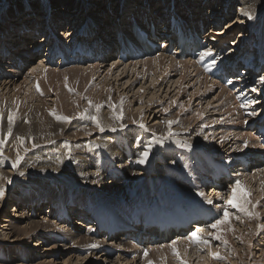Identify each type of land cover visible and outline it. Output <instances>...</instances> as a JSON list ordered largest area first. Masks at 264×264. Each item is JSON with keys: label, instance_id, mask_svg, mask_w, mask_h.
Returning a JSON list of instances; mask_svg holds the SVG:
<instances>
[{"label": "bare ground", "instance_id": "obj_1", "mask_svg": "<svg viewBox=\"0 0 264 264\" xmlns=\"http://www.w3.org/2000/svg\"><path fill=\"white\" fill-rule=\"evenodd\" d=\"M92 1H95V4H93ZM108 1L110 4L112 3L111 1H115V3H119V5H118L117 9L114 11V13H112L113 7H110V6L108 7L111 16L113 17V15L115 14V16H116L115 20L111 21L112 24L105 22L106 28H103V26H102V28H98L99 27V21L101 20V16H103L101 14L103 13V9H105ZM148 1L150 2L151 6H146L147 7L146 10L148 11L147 15H145V13L142 10L144 5H142V7L141 6H139V7L135 6V7L129 8V9H127V11H129L130 14L133 12L134 15L139 18L138 19L139 22H141V20L144 18H149V20H151V22L156 26L157 32L159 30L160 36H162L164 34H168V29H169L168 25L170 24V20H171V16H170V18H168L169 17L168 14H169L170 8H172L171 12H172V14H174L175 10L173 9L174 8L173 5L182 11L183 10L186 11L187 14L182 12L181 15H178L179 13H176L174 15H178L179 16L178 19L179 20L183 19L186 23L193 22L195 24L196 19H197L202 24L203 33L204 34L207 33L208 37L210 35L214 37L211 41L212 42L217 41L218 45L213 46L210 43L211 48L209 46V49H211V54H213L214 52L217 53V55L214 57L217 60L216 63L203 64L204 57L200 58L198 60H196V59H186V60L180 59V60H178V59H175L174 56L168 55L170 53V51L166 48H164L163 50L158 52V54L160 53L159 56L151 58L149 56L145 57L146 56L145 54L148 53L149 51L145 52L141 47H138L140 49V51H139L140 57L139 58H146L142 61H137L133 58H129L127 56L121 55L119 53L118 48L114 44V40H113L112 35H115V32H113L114 30L117 32H123L124 31L125 34L120 35L118 38L120 40V42L118 44L119 48H125V46H126L127 38H125L124 36H128V38L131 39V37H130L131 35L129 33V28H128L129 24H128V22L125 24V21H124L125 15L123 16V13H124L123 8L126 6L124 5L125 2H123V0H101V1L100 0H90L88 2H87V0H82V3L85 6L88 5L90 2H92V4L94 6H90V8L96 7L97 9L90 12L91 13L90 15L88 14L89 16H91L90 17L91 18L90 23H89V29L82 30L81 34L85 38H89L90 35H94L96 37H94L95 38L94 40L91 38L92 40L90 39L87 42H83V43L79 44L77 47H76V45L78 44V42L75 41L76 39H74L75 38V35H74L75 31H73V33H70L71 31L68 28L74 27V26H72L73 25V23H72L73 17H71V16L75 15L77 12L84 10V8L82 9L81 3L79 0H50L51 9H52V11H55V14H54L52 19L44 21V23L42 25H46V28L43 32H39V31L43 30V28L39 29V27L36 26L38 20H41L42 19L41 17L44 16V13H42L40 15V13H41V11H43V9H42L41 3L38 0H0V17H2V18H0V22H3L4 20H8L9 17L11 16V19L8 22L9 25L4 26L2 28V30H0V45H2V50L0 51V86L1 87L5 86V85L9 86V84L14 86L18 82V78L21 77V75H23L26 71H28V69H29L28 66L30 64H32L33 62L39 61V59L41 61L39 63V66L36 69H32V71H29L27 74H25L26 76L29 74H30V76L32 75V77H33V80H31V82L33 81L32 86L29 87L27 85H23V83H24L23 82L22 84L20 83L18 88H16V87H15L16 89L13 88L14 90L10 96L8 95L10 93H8V94L6 93L8 95L7 98L4 96L6 94H4V95L1 94L3 101H0V113L3 114V119L0 120V122L1 123L6 122V123H3V127L6 129L8 127V119L7 118L10 114L14 113L15 115L13 116L12 132L15 133L16 138L20 137L24 141L29 142V143L34 142V141L40 142L41 139L43 140L46 136H48V132H50L51 127H53L52 126V124H53L52 118L48 114L53 113L52 112L53 110H55V112L57 114L60 112V109L64 108V105H63L64 103L58 105V103L60 102L59 97H61L62 94L57 95V97L54 98V100H52V101H54V104H56L53 107V110L52 111H46L45 108L41 107V106L42 105L47 106V104L49 102L47 103L45 101H42L40 99V97L34 96V93H33L32 98H29V93L32 91L31 87H34L33 89L36 90L37 86H42L40 88H43L46 91L49 90L51 87L48 88V85H49L48 80L50 78L52 79L53 76H57V74L54 72L53 69H55V68L58 69V67H60L61 65H62L61 66V69H62L63 66L68 67L71 65L70 63H73L72 66L75 65L77 67V68L74 67V69H76V70L78 69L77 74L80 73L79 76L77 75L78 77H80V81L78 82L80 86L77 84L78 86L76 85L77 86L76 88L81 87L79 89V91L81 89H84L85 94H88L89 92H87L86 86H88V84L90 83V80L95 76L97 71L99 73L100 69H102L104 67L103 64L104 63L107 64L106 63L107 61L110 62L109 60H111L112 62H114L113 66H111L112 68L106 73L107 78L110 76L111 77L113 76V71L116 69V66L118 68V66L122 65V66H124L122 68V70L118 69V70L114 71V73H117V72L121 73L120 75L118 74L116 76V79L119 78L122 74H124L126 72V70H130V72H131V74H133V76L136 75V77H137L136 80L138 79L141 81L144 78L138 77L139 71L137 69L138 66L140 65L143 67V71L145 73L151 75L152 77L154 76V80L157 78L158 79L161 78L160 80L157 81V83L154 85V87L151 86L155 90L158 87H162L164 84L170 82L173 78L179 77L178 82H175V85H176V83L178 85L177 86V88H178L177 96L179 98H184V97L187 98L186 108H191L193 106V104H196L197 109L195 111L196 114L193 115L194 117H188L186 119H183L181 117V115H177L174 118H172L171 121H173V123H172L171 127H169L168 124L161 125L160 122L156 123V124H154V126H155L154 129H155V131H157V133L152 132L151 136H153V139H156V140L161 138V137L163 138L165 136V139L168 141L171 138L173 139L172 142L174 140L181 141L184 144V148L189 153H192V154L194 153V155L197 154V156L200 155L199 151H201V150H197V148L203 149L205 151L204 156L200 159H197V157L194 156V162H193L194 166H193V164H191V167L193 169H198V172L196 174L193 173L192 175H190V173L188 175H184L182 173V178L186 179V182H182L179 179L178 180L175 179L174 175L176 173L173 170H174V168H177L178 164H181L179 158L175 155L177 154V151L181 150V146H179V145L169 146L172 142L171 143L168 142L169 143L168 146L165 144L167 149H165L164 152H162L163 158L159 159V161L161 163H166V164H164L163 167L157 168L154 173L158 176L157 179H161L163 174H166V177H169V175H171L176 182L168 179V182H170L172 184H170V187H171L170 189H167V186H165L167 189V192L165 193L163 200L159 196V197H157V199L155 201V200H153V195L146 193L143 196H141V198L139 200V202L141 204H139V205L138 204H136V206H134V205H131V206H129V205L128 206L116 205L111 212H108V214L104 213L103 215H98L97 213H93L92 210L90 211V207L92 206V203L95 200H97L98 198L97 199L94 198L95 199L94 200L91 197L94 201L93 202L89 201V202H91V206H88L87 205L88 201L83 198L84 196L83 197L81 196L85 202L80 201L81 200V197H80L79 201L77 199L78 202L76 203V205L70 204V206L66 209L61 208L60 209L61 211L56 210L57 207L59 208V206H58L59 203L56 204L57 201H55V199H50L49 201L46 202V204L44 203L43 205L40 203L41 200H37V203H31L29 201L31 204L30 205L28 204V206L26 208H24L23 204L21 203L22 199L17 198L16 201L14 202V204H12L11 209H13V211H12L11 215L9 214V211L7 210L8 212L5 216V218L3 219V221H5V222H3V223H6V225L5 224L4 225H5L7 230L11 231V233H17L20 236H24V237L26 236V237L31 238L33 235L37 236V233L42 228L47 229V227H49V223H46L45 220H43V222H41V221H25V219H28L31 216H36L35 214L38 213L40 215H43V217H46L47 220L50 221L49 216L55 213V217H57V221L60 222L58 224V226H61V228L62 227L66 228V230L62 231L60 234H58V232L56 231L57 232L56 235L60 238L58 240V242L63 243L64 249H67V246L70 243L73 244V242H74V245L72 247H70V248L68 247V250H66L65 253H62V254H66L68 256H72V254L78 255V253H75L77 251H80L83 253L84 251L78 250V248L84 247V246L86 248V246H87L88 250L85 253L90 255V256L93 255L92 250H94V251L99 250V252L101 254L103 252L106 253V256L109 255L110 253H114V255L117 256V259H119L117 264L119 262H122V261L126 262V264H134L135 260L138 257H140V256H138L140 251H138L139 248H137V246L134 243L127 241L128 239H133L135 241L139 240L143 244H147V245H144V248L149 247V246H153V247H151V249H152L151 253H153L154 256L155 255H161L162 253H164L167 256V254L170 255V253H174V249H175V251H178V252H180V254H183L185 257H187L188 256L187 253L189 252L190 247L195 248L196 246H199L200 244H202V242H200V241L202 239L204 240L207 238L204 235V233L210 229V227H208V225L210 223L214 222V220L216 218L223 216L224 209L228 210L227 206L215 207L217 205H221L219 201L226 194L225 188L223 189V187L228 186V187L232 188V190L228 196V199L229 200L232 199L233 195H235L237 202L241 203V205L244 208H246L248 211L252 212L253 215L249 216V215H247V213L245 211H242L239 209L236 214H234V215L230 214L229 215V217L227 218V222H222L221 224H219L217 226L216 229L212 228V231H210L211 236L215 238L216 235H220L222 238L219 240L220 241H227V243H226L227 245H225V243H224V245H225V247L227 246L228 249L227 250L223 249L224 245L221 248V249H223V252L221 251V249L218 251V249H219L218 248L217 254L221 257V259H214L212 254L210 253L211 255H210L209 259H207V262H205V263L218 264L217 260H221L222 261L221 264H251L249 259H250V254L253 252L251 250V248H253L252 247L253 246L252 240L256 237V235L258 234L259 229H260L259 227L256 226V224L259 222V220L261 221L260 218L263 217V215H264V170L259 169V168H263V166H264V150H263L264 146H262V144H261V141H262L263 145H264V131H263V134L260 132L261 131L260 128L264 127V88L262 90H260L261 86L264 87V82H262L264 80V76L262 79H259L257 81L258 76L256 75V73H258V72L251 71L252 72L251 73L247 69H248V67H250L249 66L250 63H252L251 68L255 67L257 70H260V68H263V70H264V51L262 52L261 55H258L259 53H258V51H255V48H250V49L247 48L245 50V52L246 53L249 52V54L252 53L251 56L253 58H252V60L247 61L248 62L247 64L242 65V67H244V68L241 72L243 73V71H246V72H244V74L248 73V75H246V76L244 75L245 77L243 75H239V74L235 75V73H237L239 71L238 66H240V63H241V62H239L241 54H238V52H236V50L229 52L228 55L225 54L224 53L225 50H223V46H224L223 44L225 43V41L224 40L221 41L220 37L216 35V31H219L218 35H221V34L226 35L230 31V29H232V27H229L225 32V30L223 29L225 27H223L221 29L215 28V27H217L216 26L217 24H214V22H218L220 25V22H222L225 19L223 17L227 16L230 11H233L236 8L232 9V7H231L232 5H229L231 7V9L228 6V9L226 10L222 6L223 11H221V13L224 12V14L223 13H222V15L215 14L214 15V21H213V17H211V16L210 17L207 16L206 17L207 19L204 18L203 14L199 11V7H196V5L194 4L195 1H198L200 5L202 4L201 7H203L205 4L207 5V3H209L208 5H210V1H208V0H179L181 2V3L179 2V4H177V0H173L172 1L173 4H171L170 6H166L163 8H161L162 6H159L160 9L158 10L157 13H155V15L153 14V9L155 8V6L153 5V2L156 0H153V2H151V0H148ZM183 2H184V4H183ZM228 3H229V0H228ZM160 4L164 5V4H166V2L164 0H161ZM6 5H8L6 14L2 15L1 13L4 9H6L5 8ZM211 6L212 5H210V7ZM238 6L243 7V8L239 7L240 15L242 14V18H244L243 15H245V17L246 16L249 17V15H250L253 18L259 9H262V7L264 8V0H240ZM27 8H28V10H26ZM226 8H227V6H226ZM161 11H165V13L162 14V13H160ZM192 11H195L198 13V18L193 19L191 17H188V12L192 13ZM139 13H141V14H139ZM13 15H15L16 17L14 18ZM20 15H23V16L20 17ZM163 15H165V16H163ZM166 15H168V17H166ZM12 16H13V18H12ZM32 17L33 18L35 17V19H33V22H32L33 24H30V21H28V23L25 21L26 24H22L23 20H25L27 18L30 19ZM104 20H105V18H104ZM209 20H211L212 25H214L215 27H212L211 25L209 27L207 26V24L210 23ZM238 20H239V18H238ZM58 21H60V23L63 24L62 27H63V30H65V32L61 33V35H59V32H61V31H59L58 33H54L52 30V28L57 30L59 25L56 22H58ZM5 24H7V23H5ZM229 24H228V26H229ZM230 25H232V24H230ZM107 26L108 27L114 26V27H112V29H110L113 31H111L109 33V30H107ZM0 27H2V25H0ZM15 27L19 31L18 33H16L17 35H13V32H11L13 30V28H15ZM262 27L263 26L260 27L258 33L263 36L264 35V28H262ZM29 29H33V33L38 32L37 33L38 38L35 39V40H37V42L34 40L32 41V43H34V44H33V47L31 49H28V47L25 46V44H24V42L29 39V38L25 37V32H27L25 30H29ZM67 29H68V31H66ZM74 29H75V27H74ZM103 29H104V31H102ZM145 29H146L145 26H143V25L140 26L141 31H143ZM205 30H206V32H204ZM255 32L256 31L254 30V33ZM40 33H42V36ZM248 33H250V32H248ZM13 36H14V38L16 37V39H13ZM72 36H73V38L70 41L66 42V40H68ZM107 36L111 39V42H104V43L101 42L102 44L97 45L96 49L92 48V46H95L94 45L95 43L98 44V39H97L98 37L99 38H101V37L107 38ZM260 38H261V36H260ZM41 39L43 41H40ZM23 40H24V42H23ZM163 40L165 41L164 44H159L158 42H156V40L151 38L149 40V43H151L153 45H157L160 48L169 47V44L167 43V41L165 39H163ZM223 41H224V43H223ZM46 42H48V45L45 47L47 55H45V57L42 58V57H40L41 56L40 51H41V49H43L41 47V44L46 43ZM220 42H221V44H219ZM16 43L19 45L20 44H24V45L19 47V46H16ZM250 43H251V41H250ZM256 43H255V46H257ZM144 44L145 43H143V45ZM258 44H259V42H258ZM260 44H261V42H260ZM140 45L141 44L139 42H135V46H140ZM233 45L236 46L237 44H233ZM70 46L71 47L73 46L75 48V50H73V49L70 50ZM195 46H196V44L192 43V44H190V46H187L185 48V51L191 50ZM240 48L241 47H239V49ZM71 51H73V53ZM225 52L228 53L227 51H225ZM223 53H224V55H223ZM12 54L14 56H12ZM22 55H24V56H22ZM109 56H110V58H109ZM94 58H97V59L92 60ZM246 58H247V55L244 56L243 59L246 61ZM127 59H133V60L130 61ZM83 61H85V63L87 62L89 64L87 69L82 67V66H85V63ZM67 62H70V63L67 64ZM94 63H97V64H94ZM125 63H129V65L125 64ZM123 64H125V65H123ZM253 64L255 66H253ZM66 72H67V70H66ZM66 72H64V73L67 75ZM171 73L174 74L173 78H171V76H170ZM65 74H64V76H65ZM127 75H128V73H127ZM64 76H63V79H64ZM140 76H142V75H140ZM69 77H70V75H69ZM144 77H147V75H144ZM56 79H57V77H56ZM70 79H71V77H70ZM222 79L224 81L228 79L227 84H224L225 82H223ZM29 80H30V78H29ZM65 80H67V78ZM154 80H151V84L154 83ZM251 80H254V83ZM74 81H76V80H74ZM129 81H130V79L128 78L127 83ZM256 81H257V83H256ZM58 82L60 83V81H57V84H59ZM73 82H72V84L74 86L75 85L74 83H77V81L74 83ZM53 83H54V81H53ZM173 83H174V81H173ZM255 83H256V85H255ZM68 84H70V83H68ZM124 84H126V83H124ZM185 85H186V87H185ZM221 85H223V86H221ZM61 86H62V83H61ZM131 86H132V84H131ZM5 87H7V86H5ZM104 87L108 88L109 85L104 86ZM104 87H103V89H104ZM53 89H55V88H53ZM62 89L63 88H61L59 90L61 91ZM253 89H256V91H253ZM216 90H219L220 93L218 95L213 96L215 94ZM245 90H248V91H245ZM189 91L191 93H189ZM55 92H58V89ZM255 92H256V94H254ZM40 93L42 96V92H40ZM48 93H50V92H48ZM81 93H79V94H81ZM52 95H53V93H52ZM110 95H111V93H110ZM110 95H109V100L111 97ZM3 96L6 99H4ZM22 96H23V98H22ZM78 96H76V97H78ZM91 96H93V99H95L97 103L103 102V98L105 99V97H106V96L104 97V92L100 91L99 89L96 90L93 93V95H91ZM91 96H90V99L92 100ZM94 96H95V98H94ZM61 98H63V97H61ZM194 98H195V100H194ZM7 99H10L11 102L7 103ZM68 99L71 100L72 102L75 101L73 98L71 99L68 97ZM80 99L81 98H78V100H80ZM109 100H107V102ZM111 100H112V97H111ZM211 100H213V102H211ZM112 101H114V99ZM35 102H37L40 105L37 104L38 106H35L34 105ZM61 102H64V101H61ZM91 102H93V101H91ZM174 102H175V100H174ZM73 103L77 104V107H78L79 102L76 101ZM213 103L216 105L215 108L212 106ZM111 104H113V103H111ZM205 105H206V107L203 109V107ZM116 106L118 107V106H120V104L118 103V105H116ZM172 106L173 105H171V107ZM65 108H66V106H65ZM127 108L128 107H126V109L123 107H120L118 109V111H119L118 114H120V115L126 114ZM75 109H76V107H75ZM77 109H79V108H77ZM114 109H115V107H114ZM70 110L73 111L74 109H69L68 111H70ZM152 110L154 111V109L150 108V111H152ZM112 111H113V109H112ZM73 112H75L74 114H76L77 111L75 110ZM108 112H110V111H108ZM207 113L210 114V117L209 118H207V117L202 118ZM77 114H78V112H77ZM77 114H76V116H77ZM108 114H110V113H108ZM148 114L149 113H145V112L141 111L135 115L130 113V117L134 121H138V118H142V119L144 118V120H145V118L147 117ZM71 115H72V113H71ZM106 115H107V113H106ZM121 116H123V118H124V115H121ZM117 117H120V116H117ZM125 117H126V115H125ZM79 118H81V117H78V119ZM147 118H146V120H147ZM81 119H83V118H81ZM104 119H105V117H104ZM122 119L120 118L119 120H122ZM128 119H129V117H128ZM23 120H24V122H22ZM133 120L132 121L129 120L130 121L128 123L129 126L133 125V123H132ZM116 121H117L116 117L112 116V114H111V117H108L106 120H104L103 124L109 125L108 127H105V128H107L108 131H111V132L113 131L112 133H114V131L117 132L118 131L117 129H119V128H120V130L121 129L123 130L125 124H123L121 122L119 124V122L118 121L116 122ZM81 123L83 124L82 121H81ZM69 124L71 125L72 123H69ZM84 124H86V123H84ZM63 125L65 126L66 124H63ZM86 125H88V124H86ZM93 125H94V121H93ZM67 126H68V123H67ZM75 126H76V124H75ZM78 126H80V125H78ZM173 126H177V128L173 129ZM72 127L73 126H71V128ZM252 127L254 128V130H252V131H246V132L240 131L241 129L245 130V129H249ZM74 128L75 127H73L72 129H74ZM84 128H86V127H84ZM194 128H195V130H194ZM55 129H54V131H55ZM65 129H67L66 126H65ZM125 129H126V126H125ZM67 130H69V129H67ZM81 130H79V131H81ZM93 130L89 134H92ZM95 130L97 131L96 128H95ZM148 130L149 129H147V131ZM86 131H87V128H86ZM124 131H126V130H124ZM118 132H117V135H119ZM170 132L172 133V135H169ZM14 133H13V135H14ZM64 133H66V132L64 131ZM75 133H77V132H75ZM130 133H133V132H130ZM6 134H9V133H6ZM60 134H62V133H60ZM66 134H70V133H66ZM107 134H110V133H107ZM200 136H203L208 141L206 143L201 142L199 140ZM168 137H171V138H168ZM12 138L14 139V136ZM52 138L54 139V137H52ZM85 138H87V137H85ZM99 138H98V140H99ZM117 138H119V137L117 136ZM123 138L124 137H122V139ZM3 139H5V137ZM151 139L152 138L150 137V140ZM240 139L245 141L244 142L245 144H243L242 142L237 144L236 143L237 140L240 141ZM106 140H108V139L105 138V141ZM74 141H76V140H74ZM74 141H73V143H74ZM86 141H88V140L86 139ZM92 141H93V139L91 140V142ZM113 141H114V139H113ZM116 141L119 142V143L116 142L117 144H120V141H122V140H120V141L116 140ZM232 141H234V143H231ZM7 142H8V140H7ZM17 142H19V141H17ZM57 142H58V140L56 141V143ZM62 142L65 143V140L64 141L62 140ZM126 142H128V141H126ZM41 143H42V141H41ZM81 143H82V141H81ZM94 143H95V141H94ZM101 143H102V141H100V144ZM156 143H157V141H156ZM45 144H47V143H45ZM48 144H49V142H48ZM77 144H79V142L76 143V146H77ZM239 144H243V145H239ZM32 145H34V144H32ZM97 145H98V143H97ZM160 145H163V144L161 143ZM205 145H207V147ZM164 146H161V148ZM19 147H21V146H19ZM100 147H101V145H100ZM105 147H106V143H105ZM119 147H121V146H119ZM103 148H104V146H103ZM116 148H117V145H116ZM69 152H71V151H69ZM224 153L227 156L225 158H220L221 156H223ZM254 155H258V158L252 159V158H254V157H252ZM238 156H242V157L238 158ZM151 158H153V157L151 156ZM11 161L12 160H10V162ZM5 162H7V160ZM5 162H3V163H5ZM23 162H24V160H23ZM24 163L27 164L26 161ZM170 164H172V165H170ZM5 165H6V163H5ZM32 165H34V164H32ZM253 165H255V166H253ZM21 166L23 167V165H21ZM169 166L172 167V170H168ZM253 167L257 170H255L254 173H250L251 172L250 168H253ZM33 168H35V167H33ZM44 168H46V167H44ZM25 169H27V168L25 167ZM28 169H30V165H29ZM16 170H14V171H16ZM20 170H19V172H20ZM53 170H54V168H53ZM41 171H43V170L41 169ZM49 171H50V169H49ZM57 171L60 172V170H57ZM23 172H24V170H23ZM23 172H21V173H23ZM55 172H56V170H55ZM58 172L56 173L57 177H58V175L60 176V173H61V172L60 173H58ZM16 173L18 174V172H16ZM46 173H47V171H46ZM50 175L52 176L51 173H50ZM131 176H133V175H131ZM15 177L16 176H14V178ZM2 178H4V177H2ZM2 178H1V180L4 181L5 178H4V180ZM10 178H12V177H10ZM17 178H20V177H17ZM11 180H10V182H11ZM16 180L17 179H15V181ZM46 180L47 179H45V181ZM164 180L167 181V178H165ZM188 180H191L192 182H189ZM2 181H0V188L3 189L4 194L1 198H3L5 193H6L5 189L2 186ZM15 181L13 179V182H15ZM55 181H58V179L52 180V182H55ZM237 181H240L241 183H243V185H240V189H238L235 193H233V189H234L233 186H235ZM251 183H254L256 185V188L258 189L257 195H254L252 189L248 187L251 185ZM192 184H196V188L191 189L190 185H192ZM124 186H126V187H124ZM124 186L123 185L122 186L121 185H115L112 187V189H110L111 190L110 193L113 195L120 194L122 197L123 196L125 197L126 196L125 192H128V191L131 192L132 189H134L136 187V185H134V186L133 185H124ZM101 187H102V185H101ZM174 187H175V190H174ZM95 188L100 189V188H97V186ZM161 188H163V187H161ZM188 188H190L191 191H189ZM207 188H210V189H207ZM216 188H217V190H216ZM9 189H10V187H9ZM222 189H223V191H222ZM209 190H211V191L208 192ZM95 191H97V190H95ZM218 191L219 192L222 191V192L219 193ZM245 192L249 193V195H247V197L244 196ZM68 193H70V192L68 191ZM108 193H109V191H108ZM122 193H124V195ZM51 194H53V193L51 192ZM155 194L160 195V191L156 192ZM17 195H20V194L17 193ZM89 195L90 194H88V196ZM128 195H130V194H128ZM208 195H209V197H208ZM191 197H193V198H191ZM202 198H205V199H202ZM125 199H126V197H125ZM183 199H190V200L187 201V200H183ZM114 200H116V199H114ZM114 200H110L109 202L110 203H117ZM161 200H162L163 204H160ZM194 200H197V201H204L205 200V202H207V204L206 203L203 204L202 202L200 204ZM206 200H210L211 203H208V201H206ZM118 201H120V200H118ZM257 201H259V203L257 205H255L257 203ZM19 202H20V204H19ZM48 202H49V205H47ZM143 202H147V204L144 205ZM37 204H38V206H36ZM39 204H40V206H39ZM260 204L263 206L259 207ZM46 205H47V210H43L41 212L42 206H46ZM94 205L95 204H93V206ZM156 206H157V209L155 208ZM70 208H71V211L69 210ZM93 209H94V207H93ZM195 210H201V213L198 214L197 216H193L192 214H190V212L195 211ZM205 210H207V211H205ZM24 211H26V212H24ZM29 211H31V214ZM22 213H24V214H22ZM164 214H167L168 216L167 215L163 216ZM194 215H196V214H194ZM200 216L202 217V219H204L200 223L201 227H197V226L195 227L194 226V225H196L195 223H193L194 225L183 224V222L191 221V219H193L194 222L198 221L199 219H201ZM231 216H234V217L236 216L235 217L236 220H235V218H232ZM14 218L20 219V221L22 223H18V225H13L15 223ZM160 218H164V219H160ZM143 219H147V222L145 224H143ZM158 220L159 221L163 220V221L159 223V222H157ZM234 220H235V222L236 221L238 222L239 229H237L234 226V224H233ZM256 220L258 222L255 224ZM137 224H139V225H137ZM262 224L264 225V223H262ZM134 225H136V227H134ZM197 225H199V224H197ZM29 226H30V228H29ZM189 228L191 229V232L187 233L186 231ZM240 228H242V229H240ZM263 230H264V228H263ZM193 232L197 233L198 237L200 238L199 242L192 238ZM52 233H53V231H52ZM83 233H85V234H83ZM172 234L178 235L175 237V240H174L175 244L174 245H173V242H171V241H173V239L170 242L165 241V240L158 242V244H157V242H155V240L158 238L164 239L166 237L171 236ZM186 234H187V236H186ZM4 235H6V234H4ZM259 236H260V234H259ZM233 237H235V239L238 240V245L234 244L236 241H233L234 239L232 240ZM41 239L44 241V243H47L48 245H51V246L56 241L55 240L53 242V240H52L51 242H48V241H46V238H44V237L43 238L41 237ZM55 239H58V238L55 237ZM66 239H69V240H66ZM0 243H3V242H1V238H0ZM164 243H166V244H164ZM169 243H171V245H167ZM26 244H28V243H26ZM35 244H38V243H35ZM64 244H65V246H64ZM156 244H157V246H154ZM222 244H223V242H222ZM260 244H262V242H260ZM93 245H97L98 249H95L93 247ZM23 246H25V244ZM37 246L38 247L35 248V251L39 250V248H40L39 245H37ZM27 247H29V246H27ZM260 247L262 248L260 250L262 253V256L260 257V259L258 261L257 260L256 261L258 262V264H264V244H262ZM254 248H255V246H254ZM111 249H113V250H111ZM42 250H44V249H42ZM74 250H77V251H74ZM31 251H33V250H30V251L29 250L28 251L27 250L26 251L18 250L17 254L20 258V261L23 263H27V261H26L27 258L34 256V254L31 255ZM47 252H49V250H46L44 252V254ZM148 252H149V250H148ZM243 252H245L244 255H242ZM104 253H103V255H104ZM124 253H131V259L124 258ZM4 255H5V252L2 251L0 248V258H3ZM103 255H101V256H103ZM36 256H37V254L35 253V257ZM39 257H41V256H39ZM77 257H79V256H77ZM179 257H181V256H179ZM233 257H235V258H233ZM14 258H16V257H14ZM23 259H24V261H23ZM71 259H72V257H69L65 261H69V264H70ZM76 259L77 260H76L75 264H80V261H79L80 258H76ZM1 260H2V264L7 263V262H3V259H1ZM6 260L9 261V259H6ZM50 260H52V259H50ZM145 260L143 261V263L149 264V262H148L149 260L148 261H145ZM178 260L181 261V258ZM182 261H183V259H182ZM85 262H87V261H85ZM187 263H189V262L187 261ZM82 264H84V263H82Z\"/></svg>", "mask_w": 264, "mask_h": 264}, {"label": "rangeland", "instance_id": "obj_2", "mask_svg": "<svg viewBox=\"0 0 264 264\" xmlns=\"http://www.w3.org/2000/svg\"><path fill=\"white\" fill-rule=\"evenodd\" d=\"M38 1L41 3L42 9H43V11H41L40 15L42 13H44V16L41 17L42 18L41 20H38L36 26H38L39 29L43 28V30L39 31V32H43L45 30V28H46V25H42V24L44 23V21L52 19L54 14H55V11H52V9H51L50 0H38ZM79 1L81 3L82 9L84 8V10L80 11V12H77L75 15L71 16V17H73V19H72L73 25L72 26H74L75 29H74V27L73 28H71V27L68 28L71 31L70 33H73V31H75L74 32V35H75L74 39H76L75 41L78 42L76 47L79 44L83 43V42H87L91 38L94 40L95 39L94 37H96L94 35H90L91 37L89 36V38H85L81 34L82 30L89 29V23H90V19H91L90 18L91 16H89L91 14L90 12H92V11L97 9L96 7H91L90 8V6H94L93 4H95V1H92L93 4H92V2H90L86 6L82 3V0H79ZM88 1H90V0H87V2ZM164 1L166 2V4L162 5V4H160L161 0H156L154 2H153V0H151V2H153V5L155 6V8L153 9V14L154 15L160 9L159 6H162L161 8H163V7L170 6L171 4H173L172 3L173 0H164ZM208 1H210V5H212L211 7H210V5H208L209 3H207V5L205 4L203 7H201L202 4L200 5L198 1H195L194 4L196 5V7H199V11L203 14L204 18H206L207 16H209V17L211 16V17H213V21H214V15L215 14H220V15H222V13L224 14V12L221 13V11H223V7L226 10L228 9L229 5H232L231 6L232 9L236 8L235 10L230 11L227 16L223 17L225 19L222 22H220V25H219L218 22H214V24H217L216 25L217 27L212 25L211 20H209L210 23L207 24L208 27L211 25L212 27H215L217 29L218 28L221 29V28L225 27V28H223L225 30V32H226V30L229 27H232V29H230V31L226 35H223V34L218 35L219 31H216V35L220 37L221 41L222 40L225 41V43L223 41V43H224L223 44L224 45L223 46V50L227 51L228 53H226L225 51H224V53L228 55L229 52H232L233 50H236V52H238V54H241V57H240L239 61L241 59L243 61H245L243 58H244V56L247 55L246 62L249 61V60H252V58H253L251 56L252 53L249 54V52L248 53L245 52V50L247 48H249V49L250 48H255V51H258V53H259L258 55H261L262 52L264 51V35L262 36L261 34L258 33V31H259L261 26H263L262 28H264V21H263L264 20V10H263L264 8L262 7V9H259L253 18L252 17L249 18L247 16L245 17V15H243L244 18H242V14L240 15L239 7H241V8H243V7L242 6H238L240 0H229V3H228V0H213V1L212 0H208ZM111 2L112 3L110 4L109 1H108V3L106 4L105 9H103V13L101 14L103 16H101V20L99 21V27L98 28H102V26H103V28H106V23L105 22H108L109 24H112L111 21L115 20V17H116L115 14L112 17L110 12H109V8L108 7L109 6L113 7V9H112L113 12L112 13H114V11L117 9L119 3H115V1H111ZM123 2H125L124 5L126 6V7L123 8V12H124L123 16L125 15V19H124L125 24L128 22L129 15H130V13H129V11H127V9L135 7V6L139 7L141 5L151 6L150 2L148 0H123ZM179 2L180 1L177 0V4H179ZM183 4H184V2H183ZM226 6H227V8H226ZM173 7H174L173 9L175 10L174 14L182 13V12L187 14L186 11H184V10L182 11V10L178 9L177 7H175L174 5H173ZM231 7H230V9H231ZM5 8L6 9H4L2 11V13H1L2 15L6 14L8 5H6ZM171 9L172 8L169 9V13H172ZM26 10H28V8ZM160 13L163 14V13H165V11H161ZM139 14H141V13H139ZM191 14H192L193 18H196V16H198V13L195 12V11H192ZM13 16H14V18L16 17L15 15H13ZM13 16H12V18H13ZM21 16H23V15H20V17ZM163 16H165V15H163ZM166 17H168V15H166ZM0 18H2V17H0ZM104 18H105V20H104ZM168 18H170V16ZM238 18H239V20H238ZM10 19H11V16L9 17L8 20H4L3 22H0V25H2V27H0V30H2V28L4 26L9 25L8 22L10 21ZM33 19H35V17L34 18L32 17L30 19L27 18V19L23 20L22 24H26L25 21L27 23H28V21H30V24H33L32 23ZM5 23H7V24H5ZM56 23L59 25L57 30L54 29V28H52V30H53L54 33H58L59 31H61V32H59V35H61L62 32H65V30H63V27H62L63 24L60 23V21H58ZM229 23L232 24V25H230ZM228 24H229V26H228ZM112 27H114V26H109V27L107 26V30L112 29ZM68 29L66 31H68ZM254 30L256 31L255 32L256 34L254 33ZM25 31H27V32H25V37L29 38V39L27 41H25L26 43L24 42V40H23V42H24L25 46L28 47V49H31L33 47V44H34V43H32V41L34 40V41L37 42V40H35V39L38 38L37 37V33L38 32H34L33 33V29H29V30H25ZM102 31H104V29ZM11 32H13V35H17L16 33H18L19 31L15 27V28H13V30ZM248 32H250V33H248ZM257 33L261 36V38H260V36ZM40 34L42 36V33H40ZM72 38H73V36L70 37L68 40H66V42L70 41ZM13 39H16V37L14 38V36H13ZM40 41H43V40L41 39ZM250 41H251V43H250ZM209 42L213 46L216 45V42H212V41H209ZM258 42H259V44H258ZM260 42H261V44H260ZM255 43H256L257 46H255ZM24 44H20L19 45V44L16 43V46L20 47V46H23ZM219 44H221V42ZM233 44H237V45L234 46ZM43 45H44V48H45L48 45V42L42 43L41 44L42 48H43ZM239 47H241V48L239 49ZM44 48L41 49V51H40V55H41L40 57H42V58L45 57V55H47L46 48L45 49ZM72 49L75 50V48L73 46L72 47L70 46V50H72ZM1 50H2V45H0V51ZM71 52L73 53V51H71ZM224 53H223V55H224ZM159 55H160V53L154 55L151 58L157 57ZM12 56H14V55L12 54ZM22 56H24V55H22ZM109 58H110V56H109ZM96 59L97 58H94L92 60H96ZM144 59L143 58L142 59H138L137 61H142ZM109 61L110 62H108V61L106 62L107 64H105V63L103 64L104 67L102 69H100L99 73L97 71L95 76L90 80V83L88 84V86H86V90H87V92H89L88 94H85L84 89H81L79 91V89L81 87L80 88L79 87L76 88L79 85L78 82L80 81V77H78V76H79L80 73L77 74L78 73V69L77 70L74 69V67H76V66L75 65L72 66L73 63H70V62H67V64L68 63L71 64L68 67L67 66H63L62 69H61V66H62L61 65L60 67H58V69L57 68L53 69L54 72L57 74V76H53L52 79L50 78L48 80L49 81L48 88L51 87L49 90L46 91L43 88H40L42 86H39V89H40L39 91L37 89L34 90L33 89L34 87H31L32 91L29 93V98H32L33 93H34V96L40 97V99L42 101H45L47 103L49 102L48 104L46 103L47 106H44V105L41 106V107H44L46 111H52L53 110V107L56 104H54V101H52V100H54V98H56L57 95H59V94L60 95L62 94L61 97H63V98L59 97L60 98V102L58 103V105L64 103L63 104L64 108L60 109L59 113L56 114L55 110H53L52 112L55 113V115H53L52 113L48 114L52 118V123H53L52 126L53 127H51L50 132H48V136H46L43 140L41 139L40 142H38V141H34V142H31V143L26 142V141H24L22 138H20L18 136H17L18 138H16V135H15L14 132H12L11 135L9 136V134H6V133H8V131H7L8 127L6 129L3 127V123H6V122H3V123L0 122V139H2L4 141V143L2 145H0V170H1L0 171V181H2L1 180L2 177L5 178V180H4V178H2L4 180V181H2V186H3V188L5 189V192H6L3 198L0 197V226H1L0 227V238H1V242H3V243H0L1 244L0 248H1L2 251L5 252V255L3 256V258H0V264H2V260L1 259H3V262H7V263H3V264H31V263L32 264H34V263L35 264H69V261H65L69 257H72L70 264H75L76 260H77L76 258H80L79 259L80 264H82V263H84V264H117V262L119 261V259H117V256H115L114 253H110L109 255H107L108 256L107 257L106 253L103 252L104 253V255H103V253L101 254L99 252V250H95V251L92 250L93 255L90 256V255L85 253L88 250L87 246H86V248H85V246L78 248V250L84 251L83 253L80 252V251L74 250V251H77L75 253H78V255H73L72 254V256H68L66 254H62V253H65L66 250H68V247L69 248L72 247L74 245V242H73V244L70 243L67 246V249L63 248V243H59L58 242V240L60 238L56 235L57 232H58V234H60L62 231H65L66 228H63V227L61 228V226H58V224L60 222L57 221V217H55V213L49 216L50 221L47 220L46 217H43V215H40L38 213L35 214L36 216H31L28 219H25V221H41V222H43V220H45L46 223H49V227L51 226L50 228L47 227V229L46 228L45 229L42 228L41 229L42 231L39 230V232H38L39 234L37 233V236L33 235L35 238L33 236L31 238H29V237H26V236L25 237L24 236H20L17 233H11L10 230L6 229V227H5L6 223H3V222H5V221H3V219L5 218V216H6L8 211H9V214L11 215V213L13 211V209H11L12 204H14V202L16 201L17 198L22 199L21 203L23 204L24 208H26L28 206V204L30 205L31 203H37V200H41L40 203L43 205L44 203L46 204V202L49 201L50 199H55V201H57L56 204L59 203L58 204L59 208L57 207V209H56L57 211H61L60 210L61 208H63V209L64 208L65 209L68 208L70 206V204L76 205V203L80 200L81 196L82 197L84 196L83 198L88 201L87 202L88 206H91V202H89V201L93 202L95 199L98 198L99 200L97 199V200H95L96 202L94 201L95 203L94 202L92 203V206H91L92 208L90 207V211L92 210L93 213H97L98 215H103L104 213L108 214V212H111L116 205H123V206L134 205V206H136V204H138V205L141 204L139 202V200H140L141 196H143L146 193L153 195V200H155V201H156L157 197H159V196L163 200V198L165 196V193L167 192V189H170L171 188L170 184H172V183L168 182V179L172 180V181H175L171 175H169V177H166V174H163L161 179H157L158 176L154 173L157 168L163 167L164 164H166V163H161L159 161V159L163 158L162 157L163 156L162 152H164V150L167 149L166 145L168 146L169 143H171L173 139L171 137H168V138H171L168 141V140L165 139V136H164L163 138L161 137V138L156 140V139H153V136H151L152 135L151 133L152 132L153 133H157V131H155V129H154V127H155L154 124L159 123V122L161 123V125L168 124L167 122L171 121L172 118H174L177 115H181V117L183 119H186L188 117H194L193 115L196 114L195 111L197 109L196 108V104H193V106L191 108H186L187 98L186 97L179 98L177 96V93H178L177 86L178 85H177V83L175 85V82H178L179 77L173 78L174 77L173 73L170 74L171 78H173L170 82L164 84L162 87H158L155 90L152 87H154V85L157 83V81L160 80L161 78L160 79L157 78V79L154 80V76L152 77L151 75L145 73L143 71V67L140 66V65L138 66L137 69L139 71L138 77L139 78H142V77L144 78L141 81L138 80V79L136 80V78H137L136 75L133 76V74H131L130 70H126V72L119 77L120 79L119 78L116 79V76L118 74L120 75L121 73L120 72L114 73V71L118 70V69L122 70V68L124 67L122 65L118 66V68L116 66V69L113 71V76L112 77L110 76V77L107 78L106 73L112 68L111 66H113V63H114L111 60H109ZM216 61L217 60L215 58L211 63H216ZM40 62L41 61L39 59V61H36V62H33L32 64H30L28 66V68H29L28 71H26L23 75H21V77L18 78V82L14 86L11 85V84H9V86L5 85L8 88L5 87V86H2V87L0 86V101H3L1 94L4 95L6 93L7 94L10 93V94H8L10 96L11 93L13 92V90L18 88L20 83L22 84L24 82L23 85H27L29 87L32 86V82H33V81L31 82V80H33L32 75L30 76V74H29V75H27L28 76L27 77L25 74H27L29 71H32V69H36L39 66ZM83 62L85 63V61H83ZM211 63H209V64H211ZM94 64H97V63H94ZM125 64L129 65V63H125ZM125 64H123V65H125ZM251 64L252 63H250V65H249L250 67H248L247 70H249L250 72L251 71L258 72V73H256V75L258 76L257 77L258 78L257 81L259 79H262L263 76H264L263 68H260V70H257L255 67L251 68ZM88 65L89 64L86 62L85 66H82V67L87 69ZM253 66H255V65L253 64ZM243 68L244 67H242V62H241L240 66H238V70L239 71L237 73H235V75H237V74L243 75V76L244 75L245 76L248 75V73L244 74V72H246V71H243V73L241 72L243 70ZM66 70H67V72H66ZM64 72H66L67 75ZM127 73H128V75H127ZM64 74H65V76H64ZM69 75H70L71 79H70ZM75 75L76 76L78 75V76L76 77ZM140 75H142V76H140ZM144 75H147V77H144ZM63 76H64V79H63ZM56 77H57L58 80L56 79ZM65 77L67 78V80L69 82L67 80H65L66 79ZM29 78H30V80H29ZM128 78L130 79V81L127 83ZM73 79L76 80L77 83H74L76 81H74ZM70 80L72 82L74 81L73 82L75 84L74 86H73V84H72V82ZM151 80H154L153 84H151ZM53 81H54V83H53ZM57 81H60V83L58 82L59 84H57ZM173 81H174V83H173ZM251 81L254 83V80H251ZM257 81H256V83H257ZM262 82H264V80ZM61 83H62V86H61ZM68 83H70V84H68ZM124 83H126V84H124ZM256 83H255V85H256ZM131 84H132V86H131ZM224 84H227V82H225ZM108 85H109L108 88L104 87V86H108ZM221 86H223V85H221ZM103 87H104V89H103ZM185 87H186V85H185ZM53 88H55V89H53ZM61 88H63V89L60 91L59 89H61ZM263 88L264 87L261 86L260 90H262ZM57 89H58V92H55V91H57ZM69 89H71V91H69ZM98 89L100 91L104 92V97L107 94L108 95L105 97V99L103 98V102H98L97 103L96 100L93 99V96H91V95H93V93L96 90H98ZM245 91H248V90H245ZM38 92L39 93L42 92V96H41V93L39 94ZM48 92H50L51 94L48 93ZM52 93H53V95H52ZM79 93H81V94H79ZM110 93H111V95H110ZM189 93H191V92L189 91ZM219 93H220V91L216 90V92H215V94L213 96L218 95ZM7 94L4 95L6 98L8 97ZM254 94H256V92ZM109 95L112 97V100L114 99V101L111 100V97H110V100H109ZM76 96H78V97H76ZM90 96H91L92 100L90 99ZM5 97H4V99H6ZM68 97L71 98V99L73 98L75 100L73 102H76V101L79 102L80 104L78 103V107H77V104H74L71 100L68 99ZM22 98H23V96H22ZM78 98H81V99L78 100ZM94 98H95V96H94ZM90 100L93 101V102H91ZM107 100H109V101L107 102ZM174 100H175V102H174ZM194 100H195V98H194ZM61 101H64V102H61ZM89 101L91 102V104L89 103ZM10 102H11V100L7 99V103H10ZM211 102H213V100H211ZM111 103H113V104L115 103V104L113 105ZM118 103L120 104V106L117 107L116 105H118ZM37 104H38L37 102L34 103L35 106L40 105V104H38V105ZM170 104L173 105V106L171 107ZM65 106H66V108H65ZM97 106H99V111H97ZM212 106L215 108L216 105L213 103ZM75 107H76V109H75ZM114 107H115V109H114ZM120 107H123L125 109H126V107H128L127 108V113L126 114H121V115H124V118H123V116L118 114L119 113L118 109ZM205 107H206V105L203 107V109ZM77 108H79V109H77ZM150 108L154 109V111L153 110L150 111ZM69 109H74L73 111L76 110L78 112V114L76 112L77 116H76V114H74L75 112H73L72 110L68 111ZM112 109H113V111H112ZM85 110H87V114L85 113ZM108 111H110V112H108ZM141 111H143L145 113H149L147 115L148 118L146 117L147 120H146V118H145V120H144V118L143 119L142 118H138V121H134L130 117V113L135 115V114H138V112H141ZM71 113H72V115L73 114L74 115L72 116ZM106 113H107V115H106ZM108 113H110V114H108ZM111 114H112V116L116 117V120L119 122V124H120V122L125 124L123 130L121 129L123 132L120 130V128L117 129L119 131V132L118 131L117 132H118V134L120 136L117 135L116 131H114V133H112L113 131L112 132L108 131L107 128H105V127H108L109 125L106 124L107 125L106 126L105 124H103V121L106 120L108 117H111ZM63 115L66 116V117H69L70 121H71L70 123H72L73 125L72 124L70 125L68 122L58 121L55 118V116H63ZM125 115H126V117H125ZM93 116L96 117L99 120L100 125L103 127V129L105 128L103 131H101L100 128L95 125L96 122L94 120L89 118V117H93ZM117 116H120V117H117ZM78 117H81L83 119H81V118L78 119ZM104 117H105V119H104ZM128 117H129V119H128ZM204 117L209 118L210 114L207 113L202 118H204ZM120 118L121 119L123 118V119L119 120ZM24 120L22 122H24ZM80 120L83 122V124L86 123L88 125H86V124L83 125ZM129 120L130 121L133 120L132 123H133L134 126L133 125L132 126L128 125V123L130 122ZM93 121H94V125H93ZM67 123H68L69 127L67 126ZM63 124H66L65 126L69 130L65 129V126ZM75 124H76V126H75ZM141 124H143L145 128L141 127L140 126ZM78 125H80V126H78ZM71 126H73L75 128L72 129L73 127L71 128ZM125 126H126V129H125ZM171 126H172V124H171ZM84 127L87 128V131H86V128H84ZM95 128L97 129V131L95 130ZM175 128H177V126H173V129H175ZM195 128H194V130H195ZM54 129H55V131H54ZM91 129L95 130V131L93 130V133H92L93 135L89 134L92 131ZM147 129H149V130L147 131ZM79 130H81V131H79ZM124 130H126V131H124ZM252 130H254L253 127L249 128V129H245V130L241 129L240 131L246 132V131H252ZM64 131L66 133H70V134H66V133H64ZM75 132H77L78 134L75 133ZM130 132H133V133H130ZM13 133H14V135H13ZM60 133H62V134H60ZM107 133H110V134H107ZM13 136H14V139L12 138ZM51 136L54 137V139ZM106 136L107 137L109 136V137L107 138ZM117 136L119 138H117ZM4 137H5V139H3ZM85 137H87V138H85ZM104 137L106 139H108V140H106L107 142L105 141ZM122 137H124L123 138L124 140L122 139ZM150 137L152 138L151 140H150ZM98 138H99V140H98ZM61 139L63 141L65 140V143L62 142ZM73 139L76 140V141H74ZM86 139L88 141H86ZM92 139H93V141H92L93 143L91 142ZM113 139H114V141H113ZM7 140H8V142H7ZM57 140H58V142L56 143ZM116 140H119V141L122 140L123 142L120 141V144H121L120 145V144H117L119 142L116 141ZM199 140L201 142H203V143H206L208 141L203 136H200ZM17 141H19V142H17ZM41 141H42V143H41ZM73 141H74V143H73ZM81 141H82V143H81ZM94 141H95V143H94ZM100 141H102L101 144H100ZM126 141H128V142H126ZM156 141H157V143H156ZM48 142H49V144H48ZM78 142H79V144H77V146H76V143H78ZM240 142L245 144L244 143L245 141H243L241 139H240V141L237 140L236 143L238 144ZM45 143H47L48 145L45 144ZM97 143H98V145H97ZM105 143H106V147H105ZM161 143L163 145H160ZM231 143H234V141H232ZM32 144H34V145H32ZM243 144H239V145H243ZM100 145H101V147H100ZM116 145H117V148H116ZM171 145H179V146H181V150L177 151V154L175 155V156H177L179 158L181 164H178L177 168H174L173 171H175V173H176L174 175V177L177 180L179 179L182 182H186V179L182 178V173L184 175H188L189 173H190V175H192L193 173L196 174L198 172V169H193L191 167V164H193V162H194V156H196L197 159H200V158H202L204 156L205 151L203 149L197 148V150H201V151H199L200 155L197 156V154L194 155V153L193 154L189 153L184 148V144L181 141L174 140L169 146H171ZM19 146H21V147H19ZM103 146H104V148H103ZM119 146H121V147H119ZM161 146H164V147L161 148ZM205 146L207 147V145H205ZM69 151H71V152H69ZM145 152H147L149 154V155H147L146 159H145V157L143 155ZM151 156L153 158H151ZM226 156L227 155L224 153L223 156H221L220 158H225ZM11 157L12 158L14 157L16 160L14 158L12 159ZM252 157H254L252 159H255V158H258V155H254ZM22 159L24 160V162L26 161L27 164L24 163ZM6 160H7V162H5ZM10 160H12V161L10 162ZM141 160H144L145 162L141 163L140 162ZM3 162H5L6 165ZM32 164H34V165H32ZM21 165H23V167ZM29 165H30V169H28ZM170 165H172V164H170ZM193 166H194V164H193ZM253 166H255V165H253ZM25 167L28 170L25 169ZM33 167H35V168H33ZM39 167L43 171H41V169ZM44 167H46V168H44ZM48 168L50 169V171H49ZM53 168H54V170H53ZM259 169L260 170H264V166H263V168H259ZM14 170H16V171H14ZM19 170H20V172H19ZM23 170H24V172H23ZM55 170H56V172H55ZM57 170H60V172L62 174L60 172H58ZM168 170H172V167L169 166ZM255 170H257V169H255L254 167L250 168V171H251L250 173H254ZM46 171H47V173H46ZM16 172H18V174ZM21 172H23V175H21ZM57 172L60 173V176L58 175V177L56 176ZM50 173L52 174V176L50 175ZM131 175H133V176H131ZM14 176H16V177L14 178ZM10 177H12V178H10ZM17 177H20V178H17ZM165 178H167V181L164 180ZM13 179H14V181H15V179H17L15 181L16 183L13 182ZM45 179H47V180L45 181ZM56 179H58V181L52 182V180H56ZM10 180H11V182H10ZM188 181L192 182L191 180H188ZM101 185H102V187H101ZM115 185H121V186L122 185L123 186L124 185H133V186L136 185V187L134 189H132V191H131L132 193L130 191L125 192V194H126V196H125L126 199H125V197L124 196L122 197L120 194L113 195V194L110 193V191H111L110 189H112V187L115 186ZM240 185H243V183L240 182ZM96 186H97V188H100V189H96L95 188ZM165 186H167V189H166ZM9 187H10V189H9ZM124 187H126V186H124ZM161 187H163V188H161ZM190 187H191V189H194V188H196V184H192V185H190ZM234 187L235 186H233V188ZM248 187L252 189L254 195H257L258 189L256 188V185L254 183H251V185L248 186ZM224 188H225V193L226 194L219 201L221 205H217L215 207L227 206L228 211L231 209L229 211V213L231 215H234V214H236L238 212L239 209L233 208L228 203V200H229L228 196H229L232 188L228 187V186L227 187H223V189ZM191 189L188 188L189 191H191ZM207 189H210V188H207ZM223 189H222V191H223ZM95 190H97V191H95ZM174 190H175V187H174ZM216 190H217V188H216ZM68 191L70 193H68ZM108 191H109V193H108ZM158 191H160V195L155 194ZM210 191L211 190H209L208 192H210ZM222 191H220V192L218 191V192L221 193ZM51 192L53 194H51ZM17 193L20 194V195H17ZM127 193L130 194V195H128ZM88 194H90V195L88 196ZM122 194L124 195V193H122ZM82 197H81L80 201H84V199ZM91 197L93 199L94 198L95 199L93 200ZM208 197H209V195H208ZM191 198H193V197H191ZM77 199H78V201H77ZM114 199H116V200H114ZM202 199H205V198H202ZM110 200H114L117 203H110L109 202ZM118 200H120V201H118ZM162 200H161L160 204H163ZM183 200L189 201L190 199H183ZM194 201H196V202H198L200 204H201V202L203 204L204 203L207 204V202H205V200L204 201L194 200ZM206 201H209V200H206ZM143 203H144V205L147 204V202H143ZM258 203H259V201H257V203L255 205H257ZM19 204H20V202H19ZM93 204H95V205L93 206ZM47 205H49V202L47 203ZM47 205L46 206H42L41 212L43 210H47ZM36 206H38V204ZM39 206H40V204H39ZM261 206H263V205L260 204L259 207H261ZM93 207H94V209H93ZM155 208L157 209V206ZM69 210L71 211V208ZM207 210H205V211H207ZM24 212H26V211H24ZM29 212L31 214V211H29ZM200 213H201V210H195V211L190 212V214H192L193 216H197ZM22 214H24V213H22ZM194 214H196V215H194ZM165 215H167V214H164L163 216H165ZM231 217L235 218L236 216L235 217L231 216ZM200 218L201 219H199L197 222H194L196 224V225H194L195 227L196 226L197 227H201L200 223L204 219H202L201 216H200ZM221 218H222V216H221ZM260 219H261V221L259 220V222L257 220L255 221V224L258 222L256 224V226L259 227L260 229H259V232L256 235V237L252 240V244H253L252 247L253 248H251V250L253 252L250 254V259H249L251 264H255V263L258 264L257 261L262 256V253L260 251L262 248L260 246L262 244H264V238H263L264 237V230H263L264 225L262 224V223H264V215ZM14 220H15V223L13 225H18V223H22L20 221V219H18V218H14ZM235 220H236V218H235ZM235 220H234L233 224H234V226L237 229H239L238 222L237 221L235 222ZM197 224H199V225H197ZM137 225H139V224H137ZM134 227H136V225H134ZM29 228H30V226H29ZM240 229H242V228H240ZM51 230L53 231V233H52ZM210 231H212V228H210L208 231H206L204 233V235L207 238L204 239V240L202 239L200 241V242L207 241L208 243L204 244L202 242V244H200L199 246H196L195 248H191L190 247L189 252L187 251L188 252L187 253L188 254L187 257H185L183 254H180V252H179V256H181V257H177L174 253H170V255L167 254V256L164 253H162L161 255H155L154 256L153 253H151L152 252L151 247H153V246H149V247H145L144 248L142 246L147 245V244H141L138 241L134 242L131 239H128L127 241H130V242L134 243L137 246V248H139L138 251H140V253L138 254V256H140V257H138L135 260L134 264H145V263H143V261L145 259H146L145 261L149 260L148 261L149 264H162V263L163 264H181L182 259L185 262V264H208V263H205V262H207V259H209L210 255L212 253H217L222 248V246L224 245V241H220V240H217L214 237H212L211 234H210ZM186 232L187 233L191 232V229L189 228ZM4 234H6V235H4ZM83 234H85V233H83ZM259 234H260L261 237L259 236ZM176 236H178V235H171V236H169L166 239H156L155 242H157V244H158V241H162V240L170 242L173 239V241H174ZM186 236H187V234H186ZM41 237L42 238L43 237L46 238V241H48V242H51L52 240H53V242L55 240L56 241L51 246V245H48L47 243H44V241L41 239ZM55 237H57L58 239H55ZM66 240H69V239H66ZM232 240L236 241L234 243L235 245H238V240H236L235 237H233ZM173 241H171V242H173ZM222 242H223V244H222ZM260 242H262V244H260ZM26 243H28V244H26ZM35 243H38V244H35ZM24 244H25V246H23ZM157 244L154 245V246H157ZM164 244H166V243H164ZM37 245H39L40 248H39V250L35 251V248L38 247ZM167 245H171V243H169ZM225 245H227V244L225 243ZM225 245H224L223 249L227 250L228 247L227 246L225 247ZM27 246H29V247H27ZM64 246H65V244H64ZM254 246H255V248H254ZM94 248L98 249L97 245H95ZM42 249H44V250H42ZM217 249H218V251H217ZM223 249H221L222 252H223ZM18 250H21V251L33 250V251H31V255L34 254V256H31V257L27 258V260H26L27 263H23V262L20 261V258H19L18 254H17ZM46 250H49V252L44 254V252ZM111 250H113V249H111ZM148 250H149V252H148ZM35 253L37 254L38 257L37 256L35 257ZM145 253H147V255H145ZM244 253L245 252H243L242 255H244ZM101 255H103V256H101ZM39 256H41V257H39ZM77 256H79V257H77ZM14 257H16L17 259L14 258ZM124 258L131 259V253H124ZM180 258H181V261L178 260ZM233 258H235V257H233ZM6 259H9V261H7ZM50 259H52L53 261L50 260ZM83 259L85 261H87V262H85ZM23 261H24V259H23ZM187 261L189 263H187ZM221 262H222L221 260H217L218 264H221ZM118 264H126V262L122 261V262H119Z\"/></svg>", "mask_w": 264, "mask_h": 264}, {"label": "snow or ice", "instance_id": "obj_3", "mask_svg": "<svg viewBox=\"0 0 264 264\" xmlns=\"http://www.w3.org/2000/svg\"><path fill=\"white\" fill-rule=\"evenodd\" d=\"M249 18H251L250 15H249ZM205 54H211V49H209L208 52L205 53ZM37 89L39 90V86H37ZM69 91H71V89H69ZM253 91H256V89H253ZM89 103H91V102H89ZM97 111H99V106H97ZM85 113H87V110H85ZM52 114L55 115V113H52ZM14 115H15L14 113H13V114H10V115L8 116V118H7V119H8V133H9V135H11V132H12L13 116H14ZM55 118H56L58 121H63V122H68V123L71 122V121H70V118H69V117H66V116H55ZM89 118L92 119V120H94V121L96 122V126L99 127L101 131L104 130L103 127L100 125L99 120H98L96 117L93 116V117H89ZM2 119H3V114L0 113V120H2ZM167 123H168L169 127H171V124L173 123V121H168ZM140 126H141V127H144L143 124H141ZM113 130H114V129H113ZM169 135H172V133L170 132ZM3 143H4V141H3L2 139H0V145H2ZM143 155H144V157H145V159H146L148 153L145 152ZM140 162H141V163H144L145 161H144V160H141ZM21 175H23V173H21ZM238 189H240V182H239V181L236 182L235 187H234V189H233V193H235ZM3 194H4L3 189L0 188V197H2ZM247 195H249V193L245 192V193H244V196L247 197ZM208 203H211V201L209 200ZM228 203H229L233 208H237V209H240V210H242V211H245V212L247 213V215H249V216H252V215H253V213L250 212V211H248L246 208H244V207L241 205V203L237 202V199H236L235 195H233V198H232V199L228 200ZM229 215H230L229 211H228L227 209H224L222 218H221V217L216 218V219L214 220V222H212V223H210V224L208 225V227L213 228V229H216L217 226H218L219 224H221L222 222H227V218L229 217ZM192 238L195 239V240L198 241V242L200 241V238L198 237V235H197L196 232H193V233H192ZM215 238L219 240V239H221L222 237H221L220 235H216ZM202 242L205 243V244L208 243L207 241H202ZM224 243H227V241H224ZM174 244H175V241H173V245H174ZM93 247H95V245H93ZM174 254H175L177 257H179V252L175 251V249H174ZM145 255H147V253H145ZM212 256H213L214 259H221V257H220L217 253H212ZM181 264H185V262L182 261Z\"/></svg>", "mask_w": 264, "mask_h": 264}]
</instances>
